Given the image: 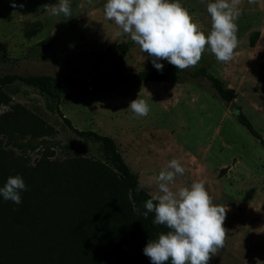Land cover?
<instances>
[{
    "label": "rangeland",
    "instance_id": "rangeland-1",
    "mask_svg": "<svg viewBox=\"0 0 264 264\" xmlns=\"http://www.w3.org/2000/svg\"><path fill=\"white\" fill-rule=\"evenodd\" d=\"M179 2L207 35V4L215 0ZM56 3L0 0V53L9 57L0 62V73L80 77L88 87L57 90L56 100L21 82L2 87L8 98L0 103V113L23 105L50 126V133L43 135L0 133L5 160L31 165L46 149L58 158L79 154L104 160L96 142L66 127L57 107L77 129L112 137L139 186L152 196L158 194L156 177L172 159L185 168L171 185L174 191L204 182L213 203L228 209L225 247L209 264H264V149L236 121L229 101L221 100L200 76L176 82L100 84L118 72L153 67L151 57L130 36L116 35L119 27L104 15L106 0H71L68 20L63 14L51 15L44 6ZM240 7L233 59L221 63L206 50L198 66L187 70L204 67L233 89L234 104L264 138V0H241ZM254 32L257 37L250 44ZM137 98L149 104L147 117H136L128 108Z\"/></svg>",
    "mask_w": 264,
    "mask_h": 264
},
{
    "label": "trees",
    "instance_id": "trees-1",
    "mask_svg": "<svg viewBox=\"0 0 264 264\" xmlns=\"http://www.w3.org/2000/svg\"><path fill=\"white\" fill-rule=\"evenodd\" d=\"M256 37L254 32L250 44ZM8 60L0 53V62ZM198 76L206 78L221 100L230 101L235 96L233 89L204 67L181 71L168 62L162 72L154 67L118 72L100 84L176 82ZM14 82L35 87L55 100L57 90L88 87L80 77L0 73V89ZM7 98L0 90V103H6ZM55 110L68 129L99 145L104 160L79 154L58 158L46 149L33 164L14 165L10 159L5 160L0 149V187L8 177L20 175L27 188L21 193L19 205L0 196V264H151L143 254L144 247L150 239L156 240L168 231L163 225L153 224L154 213L147 219L143 216L144 203L152 195L139 186L112 137L77 129L57 107ZM235 119L264 149V138L239 107ZM9 131L43 135L50 133V126L38 114L16 104L0 113V133Z\"/></svg>",
    "mask_w": 264,
    "mask_h": 264
},
{
    "label": "clouds",
    "instance_id": "clouds-1",
    "mask_svg": "<svg viewBox=\"0 0 264 264\" xmlns=\"http://www.w3.org/2000/svg\"><path fill=\"white\" fill-rule=\"evenodd\" d=\"M240 4L241 0L208 3L211 31L207 35L179 0H106L104 15L119 27L117 36H130L151 57L157 71H163L164 65L159 62L162 60L183 71L198 66L206 50L218 62L228 63L233 59L239 43L237 21L243 13ZM44 6L53 16L63 14L66 20L72 17L71 0ZM128 108L136 117H147L151 111L147 101L138 98ZM184 173L180 162L172 159L167 170L160 171L156 177L158 194L144 203V218L154 213L153 224L168 229L158 239H150L143 249L151 264L169 261L170 264H209L225 247L227 235L223 225L227 207L213 203L203 181L174 191L171 185L177 175ZM23 191L27 188L22 176H10L0 187V196L19 205Z\"/></svg>",
    "mask_w": 264,
    "mask_h": 264
},
{
    "label": "water",
    "instance_id": "water-1",
    "mask_svg": "<svg viewBox=\"0 0 264 264\" xmlns=\"http://www.w3.org/2000/svg\"><path fill=\"white\" fill-rule=\"evenodd\" d=\"M228 110L232 113H236L237 111V106L234 104V99H231L229 101V105H228Z\"/></svg>",
    "mask_w": 264,
    "mask_h": 264
}]
</instances>
